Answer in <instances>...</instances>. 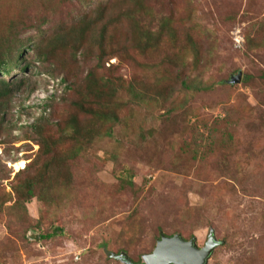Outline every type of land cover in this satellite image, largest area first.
Listing matches in <instances>:
<instances>
[{
  "label": "rangeland",
  "instance_id": "1",
  "mask_svg": "<svg viewBox=\"0 0 264 264\" xmlns=\"http://www.w3.org/2000/svg\"><path fill=\"white\" fill-rule=\"evenodd\" d=\"M100 1L110 13L122 0H0V40L27 27L17 45L26 69L4 76L23 85L0 126V264H125L109 255L120 250L141 262L162 233L203 247L211 230L220 243L209 264H264V0H147L154 14L173 18L175 48L165 42L141 54L132 36L125 50L128 30L112 26L120 56L97 68L93 24L85 26L83 58L55 48L38 59L36 26L43 23L46 39L52 25L51 35L56 27L65 34ZM90 71L119 79L116 96L102 99L119 121L96 124L91 135L80 117L81 154L66 141L38 155L40 131L51 145L79 115L72 102L88 93ZM239 71L241 82L230 83ZM108 127L112 136L101 137ZM46 161L66 188L47 180L51 206L37 198L15 204L12 186ZM55 227L64 232L42 238Z\"/></svg>",
  "mask_w": 264,
  "mask_h": 264
},
{
  "label": "trees",
  "instance_id": "2",
  "mask_svg": "<svg viewBox=\"0 0 264 264\" xmlns=\"http://www.w3.org/2000/svg\"><path fill=\"white\" fill-rule=\"evenodd\" d=\"M82 1V0H80ZM147 0H122L121 4H115L114 7H110L112 11L107 13L108 7L104 5L103 1H100L96 4L94 9L90 13H85L80 15L77 18V22L72 26L68 32L62 34V29L58 28V31L51 35V30L54 25L50 26L49 29H46L48 39L44 36L43 23L38 27L34 26L37 30V34L43 35L41 41L37 43V56L40 61H46L50 56H54L53 50L56 48L60 49H71L75 56L83 58L84 54L79 53L82 44L86 40V34L88 30L86 27L88 25L94 26V31L98 33L96 40L98 43L99 53L96 56L97 68H103L106 59L108 57L115 56L118 57L120 54L112 53V43L110 42L109 29L113 26L126 27L128 30V37L123 43V48L127 50L125 46L132 43V36L137 38L136 46L137 50L141 54L148 52H154L158 49L163 43H169V46L173 49L177 46L180 40V34L178 29L175 27L173 18L170 15L154 14L148 7H146ZM121 6V7H120ZM92 16V17H91ZM46 20H44L45 22ZM48 20L45 22L47 23ZM96 28L98 25H100ZM26 28L21 29V31H15L10 36L0 40V126L5 123V116L7 114L6 109L9 104V100L16 89H20L23 85L19 81L16 89L13 87L11 81L6 80L4 76L11 74L14 70L17 69H26L25 67L20 66V63L23 59V51L20 49L21 46H17L18 43H21V35L23 31H26ZM92 32V31H91ZM94 38V39H95ZM94 41V40H93ZM92 41V43H93ZM134 44H132V47ZM50 47L52 49H50ZM264 76V73H263ZM62 81L64 79H61ZM119 79H112L110 77L97 80V75L90 71L86 76V82L89 83L88 93H85L80 98L72 102L73 109L79 115H71L67 122L65 123V128L62 129L60 133V139L53 141L50 145L47 142V136L40 131L38 139V155L47 154V150L52 152V147L61 142H75L78 145L76 149L77 154H81L84 148L83 145V124L80 117L84 118V123L86 120H89L90 123L85 127L89 131H92L90 134H93V130L96 124H106V123H116L119 121L117 114L108 107L107 104L102 102L104 97L109 99L117 94V81ZM185 82H183L184 84ZM129 93L134 99H140L141 93L135 89V87H129ZM92 98H91V97ZM90 135V136H91ZM101 137H111L112 129L108 127L104 130L103 133H100ZM42 154V155H43ZM76 154H73L75 157ZM51 162L44 163V169L42 172L37 175L28 178L22 185L17 186L13 185L12 190L19 195V198L15 201V204H22L25 206L26 202L30 201L32 198H37L41 201L45 207H49L54 202L53 194L46 195L45 190V181H55L54 183L59 184V188L64 190L66 188V183H64V178L61 173L57 172L55 167V174L50 175L47 173V170ZM28 169V166L20 167V169L14 174V178L18 177L24 171ZM59 170V169H58ZM71 176V173L68 175ZM70 183V181H69ZM41 223L38 222L34 228L39 229ZM64 230L61 227H55L54 230L49 234H42V238H50L57 234H62ZM25 236V234H24ZM127 254V251H118L116 253H109L111 258H116L115 255ZM120 260V259H119ZM121 261V260H120ZM139 262V261H137ZM142 262V261H141Z\"/></svg>",
  "mask_w": 264,
  "mask_h": 264
},
{
  "label": "water",
  "instance_id": "3",
  "mask_svg": "<svg viewBox=\"0 0 264 264\" xmlns=\"http://www.w3.org/2000/svg\"><path fill=\"white\" fill-rule=\"evenodd\" d=\"M241 77L239 71L230 78V83H240ZM35 238L38 240L39 235H35ZM219 243L213 230L203 247L198 246L196 238L186 240L179 234L167 236L162 233L153 251L142 256L141 263H134L123 253L114 256L125 264H209V259Z\"/></svg>",
  "mask_w": 264,
  "mask_h": 264
},
{
  "label": "flooded vegetation",
  "instance_id": "4",
  "mask_svg": "<svg viewBox=\"0 0 264 264\" xmlns=\"http://www.w3.org/2000/svg\"><path fill=\"white\" fill-rule=\"evenodd\" d=\"M134 263H141V262H134Z\"/></svg>",
  "mask_w": 264,
  "mask_h": 264
}]
</instances>
